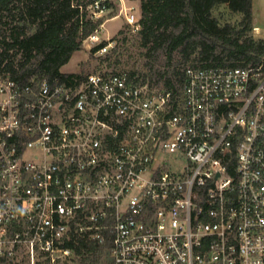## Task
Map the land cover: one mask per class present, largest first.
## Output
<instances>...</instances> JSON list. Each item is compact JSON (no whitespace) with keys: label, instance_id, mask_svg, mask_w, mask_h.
I'll list each match as a JSON object with an SVG mask.
<instances>
[{"label":"built area","instance_id":"1","mask_svg":"<svg viewBox=\"0 0 264 264\" xmlns=\"http://www.w3.org/2000/svg\"><path fill=\"white\" fill-rule=\"evenodd\" d=\"M72 3L96 55L109 19L140 29L137 0ZM182 70L0 72V264H80L79 238L104 264H264V62Z\"/></svg>","mask_w":264,"mask_h":264},{"label":"trees","instance_id":"2","mask_svg":"<svg viewBox=\"0 0 264 264\" xmlns=\"http://www.w3.org/2000/svg\"><path fill=\"white\" fill-rule=\"evenodd\" d=\"M221 4L241 13L240 21L221 24L212 14ZM139 22L136 32L146 56L161 50L166 57L164 70L152 65L149 72L141 73L144 80L154 81L155 75L156 82L164 79L166 86L173 87L182 81L186 63L237 66L264 62V38L251 34L252 0H140ZM100 23L86 13L81 20L72 0H0V72L23 82L56 74L68 82L80 81L85 74L60 69ZM117 45L112 50L120 47ZM175 55L179 59L174 64ZM70 245L80 264L106 261L103 249L93 241L79 238Z\"/></svg>","mask_w":264,"mask_h":264},{"label":"rangeland","instance_id":"3","mask_svg":"<svg viewBox=\"0 0 264 264\" xmlns=\"http://www.w3.org/2000/svg\"><path fill=\"white\" fill-rule=\"evenodd\" d=\"M140 3V0H137ZM253 19L256 26L251 34L255 38H264V0H252ZM118 13L115 10L110 16ZM213 16L217 17L221 24L227 22L238 23L242 17L241 13L232 12L226 4H221L213 9ZM125 18L123 15L109 19L100 34L102 40L115 39L116 45H120L116 51L110 49L107 54L109 58L106 59L105 54L96 55L93 50V43L90 40H85L82 43V48L76 51L70 60L62 65L60 71L63 73H82L87 74L97 69H122L130 72L140 74L149 72L150 69L155 68L164 70L166 67V57L162 51L153 53L152 57L146 56V50L140 46L139 35L136 30L127 28ZM123 30V33L119 32ZM117 45V46H118ZM114 49V48H113ZM173 63L178 61V56L175 55ZM152 65L154 67H152ZM190 63L182 65V68ZM152 67V68H151ZM153 72V71H152ZM153 80H157L153 75ZM150 78V77H149ZM164 83V79L162 80ZM65 264V263H63Z\"/></svg>","mask_w":264,"mask_h":264},{"label":"crops","instance_id":"4","mask_svg":"<svg viewBox=\"0 0 264 264\" xmlns=\"http://www.w3.org/2000/svg\"><path fill=\"white\" fill-rule=\"evenodd\" d=\"M255 28H256V26H255V24H254V19H253V30H255Z\"/></svg>","mask_w":264,"mask_h":264}]
</instances>
